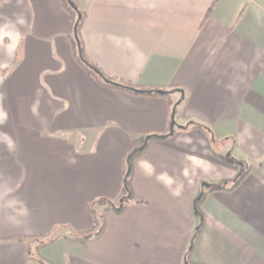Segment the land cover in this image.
I'll use <instances>...</instances> for the list:
<instances>
[{"label":"crops","instance_id":"0c3cea01","mask_svg":"<svg viewBox=\"0 0 264 264\" xmlns=\"http://www.w3.org/2000/svg\"><path fill=\"white\" fill-rule=\"evenodd\" d=\"M80 1L89 62L183 98L102 85L61 0H0V264H264V0H217L206 19L213 0ZM177 103L173 133L133 162L124 211L95 205L103 234L72 241ZM48 232L38 258L19 240Z\"/></svg>","mask_w":264,"mask_h":264},{"label":"trees","instance_id":"16d2710c","mask_svg":"<svg viewBox=\"0 0 264 264\" xmlns=\"http://www.w3.org/2000/svg\"><path fill=\"white\" fill-rule=\"evenodd\" d=\"M63 7L65 8V10L67 11V13L69 14L70 17V26H71V33L73 34V27H74V23L77 17L76 11L70 6V4L67 2V0H61ZM71 2L73 4L74 1L71 0ZM217 0H213V2L211 3L210 7L208 8L206 15L204 17V19H206L212 12L214 6L216 5ZM83 19H84V15L81 13V18L79 19V22L77 24L76 27V35L79 41V48L77 47V43L75 41L74 35L71 37L72 39V43L73 46H75L78 48L77 50V59L79 62H81V64L89 71V73H91L93 76H95L97 78V80H99V82L104 85V86H108V87H112V88H119L122 90L127 91L128 93L132 94V95H141V96H152V97H159L162 95H159L157 93L154 92L153 89L151 88H138L132 84L129 83H124V82H118L115 79L106 76L105 74H103L98 68H96L91 62H89L83 53V49H82V43L80 41V29L83 23ZM115 83L117 85H114L112 83ZM132 89H136L137 91H133ZM175 92V90H171L170 93ZM170 93H167L166 95H169ZM179 103L174 104L173 108H174V114H175V110L176 107ZM187 129H199V130H203L206 132H209L208 129H205L203 126L199 125V124H195L192 125L190 128ZM173 133V132H172ZM171 133V134H172ZM166 134L165 136H158V135H149L146 138H141L144 139L142 142V145L139 148L134 149L133 151H131V153H129L127 155L126 158V168H125V173H124V180H123V193L121 195L120 198H123L124 196H128V199L132 197V188H131V178H132V169H133V162L136 158H138L141 154H143V152L145 151L148 143L150 141H154V140H158L161 139L163 137H168L171 135ZM140 139V140H141ZM246 171H242L238 177L235 179V181L233 182V184L231 185V187L229 189H233L235 188L240 181L243 179V177L245 176ZM204 199V195L203 194H199L198 197L195 200V211L197 212V214L200 216L201 215V210H200V206L202 204V201ZM115 202H110V201H106L104 199H91L88 201L87 203V208L89 213L91 214L92 220H93V225L88 228V229H83V230H78L75 234V236H72L70 239L74 242H78V243H85V242H90V241H95L97 240L104 232L105 230V217L103 212L98 215L95 211L94 206L95 205H107L106 209L111 210L113 213L115 214H120L124 211L125 209V204H118L115 205ZM199 227V226H198ZM198 234V231L196 232V235ZM35 238L40 239L38 242L39 244L36 246V250L37 252H39L42 248L44 247H48L50 246L56 239V236H50L48 238H44L43 235H36ZM22 238H19V240H21ZM194 240V236L192 238L191 244Z\"/></svg>","mask_w":264,"mask_h":264},{"label":"rangeland","instance_id":"374dc122","mask_svg":"<svg viewBox=\"0 0 264 264\" xmlns=\"http://www.w3.org/2000/svg\"><path fill=\"white\" fill-rule=\"evenodd\" d=\"M74 1V3L76 2V0H73ZM86 2V1H88V0H81L80 2ZM75 6H76V8H77V11L81 14V12H80V10H79V8L77 7V5H76V3L74 4ZM76 14H77V12H76ZM78 17V16H77ZM77 17H76V20H75V22L77 21ZM75 24V23H74ZM147 137V136H146ZM145 137V138H146ZM143 140L144 139H141L140 140V144L142 145V142H143ZM134 150V149H133ZM123 180H124V177H123ZM201 194V193H200ZM121 197V196H120ZM118 198V199H116V200H111L110 202H115L116 204L115 205H118V204H125V207H126V204H127V202H128V196H124L123 198ZM95 208V207H94ZM98 212V211H97ZM98 215H100L99 213H97ZM198 231V228H197V230H196V232ZM59 231H56L55 232V234L56 233H58ZM49 233V236L48 237H50V234H51V232H48ZM54 233V232H53ZM38 235V234H37ZM52 235H54V234H52ZM36 237V235H32V236H22L21 238V242L22 243H25L27 246H28V250H29V254H30V251H32V256H36L37 258H38V253L39 252H37V250H36V248L33 246V245H31V243H30V241L31 242H33L34 240L35 241H39L40 239H38V238H35ZM48 237H45L44 236V238H48ZM26 240V241H25ZM29 240V241H28ZM29 256V255H28Z\"/></svg>","mask_w":264,"mask_h":264},{"label":"water","instance_id":"95a60500","mask_svg":"<svg viewBox=\"0 0 264 264\" xmlns=\"http://www.w3.org/2000/svg\"><path fill=\"white\" fill-rule=\"evenodd\" d=\"M67 2L70 4V6L77 12V21L75 22L74 24V27H73V35H74V38H75V41L77 43V47L79 48V41H78V38H77V35H76V27H77V24L79 22V19L81 18V14L77 11V8L76 6L71 2V0H67ZM106 82H109L106 80ZM109 83H112V82H109ZM114 85H117L115 83H112ZM133 91H137L136 89H132ZM155 93L159 94V95H166L167 93H170L168 91H164V90H154ZM175 92L179 93L181 95V98H183V91L182 90H179V89H176ZM174 108L172 109V116H171V124H170V134L173 132V127L175 125V121H174Z\"/></svg>","mask_w":264,"mask_h":264}]
</instances>
